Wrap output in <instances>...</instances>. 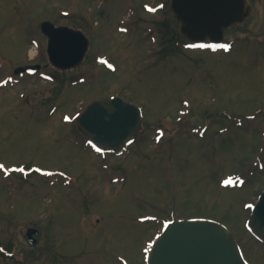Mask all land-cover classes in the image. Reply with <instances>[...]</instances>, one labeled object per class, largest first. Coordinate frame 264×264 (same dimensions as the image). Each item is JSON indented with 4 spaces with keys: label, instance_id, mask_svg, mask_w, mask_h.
Returning <instances> with one entry per match:
<instances>
[{
    "label": "rangeland",
    "instance_id": "1",
    "mask_svg": "<svg viewBox=\"0 0 264 264\" xmlns=\"http://www.w3.org/2000/svg\"><path fill=\"white\" fill-rule=\"evenodd\" d=\"M248 2L213 51L174 38L171 0H0V264H146L164 225L190 218L224 223L264 264L249 228L264 190V0ZM43 21L89 36L77 68L46 66ZM113 96L142 108L144 131L106 153L76 119Z\"/></svg>",
    "mask_w": 264,
    "mask_h": 264
},
{
    "label": "water",
    "instance_id": "2",
    "mask_svg": "<svg viewBox=\"0 0 264 264\" xmlns=\"http://www.w3.org/2000/svg\"><path fill=\"white\" fill-rule=\"evenodd\" d=\"M172 11L181 22V32L191 41L213 43L224 40L230 26L243 22L250 12L246 0H173ZM49 36L52 62L67 68L78 65L89 40L80 31L53 23H42ZM37 66L21 67L19 71ZM78 125L89 138L105 149L127 143L142 127L141 109L121 97L111 102L93 101L78 116ZM253 230L264 238V191L254 207ZM36 230L30 229L31 238ZM148 264H247L241 248L222 223L210 219H186L169 222L154 243Z\"/></svg>",
    "mask_w": 264,
    "mask_h": 264
},
{
    "label": "snow or ice",
    "instance_id": "3",
    "mask_svg": "<svg viewBox=\"0 0 264 264\" xmlns=\"http://www.w3.org/2000/svg\"><path fill=\"white\" fill-rule=\"evenodd\" d=\"M0 167H3L2 165H0Z\"/></svg>",
    "mask_w": 264,
    "mask_h": 264
},
{
    "label": "bare ground",
    "instance_id": "4",
    "mask_svg": "<svg viewBox=\"0 0 264 264\" xmlns=\"http://www.w3.org/2000/svg\"><path fill=\"white\" fill-rule=\"evenodd\" d=\"M35 52V51H34Z\"/></svg>",
    "mask_w": 264,
    "mask_h": 264
}]
</instances>
